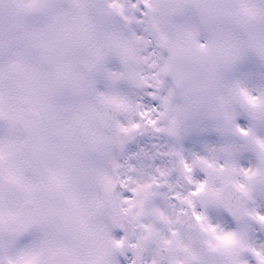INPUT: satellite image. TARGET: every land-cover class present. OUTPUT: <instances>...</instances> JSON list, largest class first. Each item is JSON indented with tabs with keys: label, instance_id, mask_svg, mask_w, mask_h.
I'll return each instance as SVG.
<instances>
[{
	"label": "clouds",
	"instance_id": "9594fccd",
	"mask_svg": "<svg viewBox=\"0 0 264 264\" xmlns=\"http://www.w3.org/2000/svg\"><path fill=\"white\" fill-rule=\"evenodd\" d=\"M0 264H264V0H0Z\"/></svg>",
	"mask_w": 264,
	"mask_h": 264
}]
</instances>
